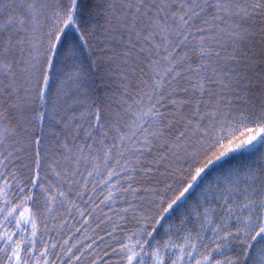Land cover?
I'll list each match as a JSON object with an SVG mask.
<instances>
[{
  "label": "snow or ice",
  "instance_id": "6c2138e0",
  "mask_svg": "<svg viewBox=\"0 0 264 264\" xmlns=\"http://www.w3.org/2000/svg\"><path fill=\"white\" fill-rule=\"evenodd\" d=\"M0 264H264V0H0Z\"/></svg>",
  "mask_w": 264,
  "mask_h": 264
}]
</instances>
